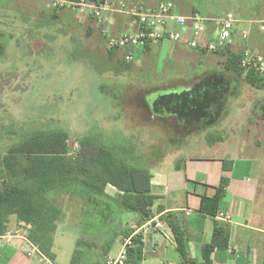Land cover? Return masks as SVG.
I'll use <instances>...</instances> for the list:
<instances>
[{"label": "crops", "instance_id": "obj_1", "mask_svg": "<svg viewBox=\"0 0 264 264\" xmlns=\"http://www.w3.org/2000/svg\"><path fill=\"white\" fill-rule=\"evenodd\" d=\"M124 1L132 4L140 0ZM162 1L172 2L175 5V12L179 15H191L188 11L183 12L180 6L174 3L175 0L144 2L147 8L154 9ZM246 2L245 0H214V10L207 9L205 15H201L207 19V33L203 36L198 49H190L184 43L161 42L156 45L157 47L154 46L156 48L134 50L135 57L132 64L142 63L144 55L145 58L149 57L156 49L165 46L170 49L169 57L174 62L186 63L190 60L189 51L198 53V62L206 66L200 74L188 76L185 80L179 78L169 81L168 84L166 81L161 82V88H155L154 92L183 93L185 99H196L195 104L202 102L206 94L210 95L209 103L206 105L202 103L196 115H190L191 111L186 114L166 111L160 116L178 128L179 132L173 135L181 136L182 140H186L187 136L189 137L187 140H203L208 147H214V158H211V162H204L203 159L187 160L183 166L171 162L170 167H158L156 171H152L151 194L155 198L151 207L152 217L141 225L137 224L139 217L136 214H120L119 222L116 219V232L113 234L109 230L111 223L107 214L96 217L90 214L85 217L84 214L72 213L71 218L66 214L65 222L58 226L54 237L53 261L39 254L27 256L30 248L24 240L26 233L16 227L15 219L12 217L7 232L16 234L17 237L11 243H5L0 238V264H59L60 259L63 260L62 264H70L72 253L80 238L88 243L84 244L81 264H104L108 256H115L118 253L127 230H131L130 235L133 234V237L139 236L143 244L142 259L138 264H201L202 250L211 244L216 223L229 225L230 232L227 247L215 248L210 253L212 264H264V181L260 180L261 166L257 159L261 155L260 150L263 149L259 146V142L264 140V116L247 117L246 112L241 113L239 107H235L237 98L238 102L246 104L247 113L250 110L264 111V87L254 88L242 79L243 74L235 75L224 69L228 58L225 51L223 54L212 52L214 65H207L204 62L209 52H201L205 43L212 37L215 39L218 30L217 20L226 13H233L238 22L234 25L235 43L229 46L230 52L240 53L242 46L246 45L253 52L264 55V30H260L264 17L247 15L244 18L240 17L246 14ZM222 6L225 9H220ZM0 7L7 10L11 5L0 2ZM51 11L52 19L59 17L57 10L51 9ZM72 23L75 28H83L86 37L101 39L107 47V37L102 34V26L93 19L77 16ZM106 23L113 37L139 29L135 18L120 14L110 15ZM240 24H244V27L240 28ZM243 30L249 33L246 42L239 39V33ZM8 38L10 34L0 32V44H6L3 41ZM6 50L7 47L0 49V64L6 60V57L1 60ZM144 63L145 61L141 65ZM192 107L193 104L190 105L191 109ZM256 148L259 150L258 153ZM230 156L232 158L229 161L224 159ZM189 170L190 175L187 173ZM222 178L228 183L221 196H218ZM218 212L228 213L231 217L230 222L217 220L215 215ZM91 218L93 221L99 219V223H92V228L82 234V222L91 221ZM61 227L68 229L72 227L76 232L73 235L75 239L72 246H65L64 240L61 239L64 236ZM172 227L184 241L183 256L177 250V240ZM90 235L95 236L90 237ZM96 237L99 241L95 240V242Z\"/></svg>", "mask_w": 264, "mask_h": 264}, {"label": "rangeland", "instance_id": "obj_2", "mask_svg": "<svg viewBox=\"0 0 264 264\" xmlns=\"http://www.w3.org/2000/svg\"><path fill=\"white\" fill-rule=\"evenodd\" d=\"M16 1L0 0L11 5L7 10L0 7V32L10 34V38L1 40L6 42L7 50L1 56L6 60L0 64V138L7 127L15 130L17 137L35 130L62 129L68 132L69 145L76 151L79 138L95 136L108 145L133 147L134 155L140 156L137 165L151 173L158 167H170L171 162L182 166L187 160L211 162L214 147L203 140H187L188 136L182 140L173 135L179 130L172 122L144 108L149 109L148 102L152 105L156 100L158 94L154 91L161 82L168 84L201 73L206 66L198 62L196 51L188 52L190 60L186 63L174 62L165 46L149 57L144 55V65L131 62V70L125 72L121 69L124 50L109 53L103 40L86 37L85 30L72 23L77 18L74 12L57 10L59 17L52 19L45 0ZM245 1L246 14L240 17H264V0ZM242 27L244 24H240ZM244 48L249 47L243 45L240 52ZM204 62L214 65V54L209 52ZM235 107L247 117L264 116L261 110L247 113L246 104L237 98ZM10 142L8 139L2 143L0 151ZM259 146L263 149L257 159L260 180L264 181V140ZM108 190L110 198H117L114 188ZM85 193L70 191L65 205L69 218L72 213L91 212ZM100 200L109 207L103 211L109 215V223H116L120 217L114 204ZM61 230L65 246H72L76 232L72 227Z\"/></svg>", "mask_w": 264, "mask_h": 264}, {"label": "trees", "instance_id": "obj_3", "mask_svg": "<svg viewBox=\"0 0 264 264\" xmlns=\"http://www.w3.org/2000/svg\"><path fill=\"white\" fill-rule=\"evenodd\" d=\"M174 3L189 14L205 15L207 9L214 10V0H175ZM6 47L0 44V49ZM228 48L213 52L223 54L225 51L228 58L224 69L235 75L243 74L242 79L254 88H263V78L252 70L244 72L240 67L241 52L233 53ZM205 51L201 48V52ZM108 52L116 53L109 49ZM121 69L129 72L130 65L123 61ZM156 97L152 105L148 102L149 109L146 106L144 108L158 117L166 111L175 114L191 111L190 115H196L201 109L200 105L210 101V95L207 94L199 104H195L196 99H185L183 93L158 94ZM191 104L194 105L192 109ZM5 130L6 134L0 138V148L8 139L11 142L6 143L4 150L0 151V236L8 231L13 217L16 227L24 230L28 240L38 247L40 253L53 261L54 237L58 226L66 220L65 205L72 190L86 192L84 195H87L92 213L84 214L85 217L90 214L95 217L107 214L104 212L109 207L100 199L111 201L119 216L125 213L136 214L139 217L138 225L152 217L151 207L155 199L151 194L152 175L149 169L137 165L140 156L134 155L133 147L108 145L95 136H85L78 139L77 150L73 151L69 145L70 136L62 129L35 130L22 137H17V132L11 128ZM227 183L225 178L221 179L218 196H221ZM108 187L115 189L117 198H110ZM215 200H218L217 196ZM94 222L99 223V219L84 220L81 233L92 228ZM116 225L113 221L109 226L113 234ZM172 229L177 240V250L183 256L184 241L177 230ZM130 231L127 230L125 237L131 234ZM229 232V225L216 223L211 244L202 250L201 264H212V250L227 247ZM95 240L99 241V238ZM84 244L88 243L83 238L77 241L70 264H81ZM142 246L139 236L132 237V245L127 249L126 264H138L141 261Z\"/></svg>", "mask_w": 264, "mask_h": 264}, {"label": "built area", "instance_id": "obj_4", "mask_svg": "<svg viewBox=\"0 0 264 264\" xmlns=\"http://www.w3.org/2000/svg\"><path fill=\"white\" fill-rule=\"evenodd\" d=\"M52 10H69L79 17L91 18L102 26V34L107 37V48L114 52L124 50L123 60L126 63L134 61L136 48H150L161 42L184 43L190 49L200 47L203 36L207 33V19L199 14L189 16L179 15L175 12V5L169 1H162L154 9L145 5V0L137 3H128L124 0H45ZM120 14L133 17L139 24L135 32L125 33L113 37L107 26L110 15ZM218 30L216 37L204 44L203 48L209 52L233 46L235 43L234 25L238 22L233 13H226L217 20ZM264 30V26H260ZM249 33L243 30L239 33V39L246 42ZM240 67L244 72L254 71L264 79V56L253 52L249 48L242 49ZM215 218L220 222L229 223L231 217L228 213L218 212ZM16 234L6 232L0 236L5 243H11L17 237ZM132 235L125 237L120 250L115 256H108L104 264H126L127 249L132 245ZM24 240L30 250L27 256L40 253L38 247L31 243L27 237Z\"/></svg>", "mask_w": 264, "mask_h": 264}]
</instances>
